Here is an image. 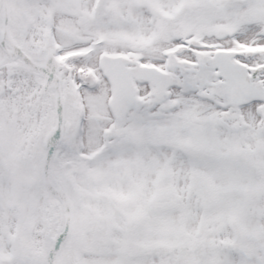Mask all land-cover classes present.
<instances>
[{"label": "snow or ice", "instance_id": "snow-or-ice-1", "mask_svg": "<svg viewBox=\"0 0 264 264\" xmlns=\"http://www.w3.org/2000/svg\"><path fill=\"white\" fill-rule=\"evenodd\" d=\"M0 264H264V0H0Z\"/></svg>", "mask_w": 264, "mask_h": 264}]
</instances>
